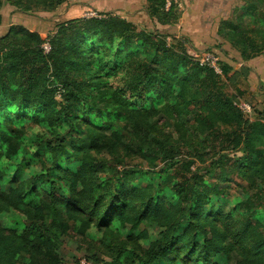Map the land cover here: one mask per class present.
Masks as SVG:
<instances>
[{"label": "trees", "instance_id": "1", "mask_svg": "<svg viewBox=\"0 0 264 264\" xmlns=\"http://www.w3.org/2000/svg\"><path fill=\"white\" fill-rule=\"evenodd\" d=\"M65 1L0 0V9L34 16ZM146 2L143 27L99 12L58 24L52 36L12 25L0 38V164L19 154L25 119L43 126L36 145L50 160L39 161V175L0 190V214L25 220L19 234L0 223V264H79L73 254L67 263L65 239L81 245L88 264H264V115L245 120L224 92L237 79L227 64L220 60L219 77L195 61L200 50L168 24L174 0ZM246 13L264 27L255 7ZM240 21L217 30L238 51L234 63L264 53V31L258 42V29L251 34ZM126 158L160 164L158 183H141ZM233 182L248 194L235 216L214 207ZM149 230L157 237L142 244Z\"/></svg>", "mask_w": 264, "mask_h": 264}, {"label": "rangeland", "instance_id": "2", "mask_svg": "<svg viewBox=\"0 0 264 264\" xmlns=\"http://www.w3.org/2000/svg\"><path fill=\"white\" fill-rule=\"evenodd\" d=\"M261 1L262 2H259V0H174L177 7L172 17L169 18L170 22L168 24L173 25L177 32V37L184 39L188 46V44L192 43L188 37L190 34L182 32L180 26L182 25V27H187V24L192 21L198 23L201 30H204L205 33L204 35H201L205 46L210 48L212 45V48H210L211 51L209 52L217 53L219 51L217 48L213 47L214 42L219 41L222 43V45L225 44L224 34L219 35L217 32L221 23L224 21L232 23L233 21L236 22L239 18L241 20L239 23L242 29L251 28V34L254 33V30L258 29L256 31L255 39L258 42L261 41L260 35H257V32L264 31V27L260 26L258 23H255L256 26L252 25L249 18L250 14L246 13V9L252 5V7H255V14L259 18H264V0ZM146 8V0H66L54 11L38 12L34 16H28L12 11L5 5L0 9V14L4 24L6 25L5 29H9L7 26L10 24L21 25L25 21L28 23L27 19L30 17V20L38 26L37 29L41 32V35L52 36L55 33L58 24L72 19L96 17L98 16L97 13L99 12L125 19L139 27H143L144 24L149 23L146 14ZM23 25L26 26L27 24L24 23ZM166 25L167 24L162 26L156 25V27L157 29L164 30L169 28V25ZM207 28L209 31L206 33L205 29ZM168 41L170 42V40ZM170 43L178 46L177 41H171ZM215 44L217 47L220 46L219 43ZM202 53L203 52H199L198 55ZM259 56H264V53ZM231 59H234V57H231ZM236 85L237 84L231 85L224 83V92L229 95L234 100V102L239 100L238 98L241 97V95H238L240 90L236 88ZM153 100H151L150 103H147V108L152 107V105L155 107L162 105L160 96L156 97L154 100L155 103L151 105ZM241 100L248 104L252 110L250 116H243L245 120L252 121L257 119V117L260 118L261 115H264V113L258 112V103L253 98L249 97L248 99H245V97H241ZM137 106L138 105H135L134 107ZM88 115L89 114H87V116ZM22 123L23 128L25 129V135L21 141L22 144L19 154L14 156L10 161L0 164V171L4 173L0 178V190H4L5 186L13 181L14 178L22 181L39 175L41 173L39 162L41 159L46 160L48 165L50 163L44 147H39L36 145L37 137L45 135L43 126H35L27 119L22 120ZM159 123L161 124L163 121H159ZM98 125L101 124L99 123ZM167 128L168 132L173 133L174 129L170 125H167ZM113 129L114 127H111V125L105 127V131L108 133ZM61 131L65 133L67 131L66 127H61ZM124 165L127 168H137L139 170L141 183H147L146 181L144 182V177L146 176L151 177L154 184L158 183L157 178L153 173L154 171H157L158 167L161 166L160 164L153 166V164H150L144 160L137 158H126ZM118 170H120V168ZM217 177H219L218 171L216 173V179ZM235 183L236 182H233V184L225 183L224 187L230 185V188L227 189L228 194L223 199H219L214 203L215 208L221 207L225 213H230L233 216L239 213L242 202L248 197V194H241L240 189L235 185ZM38 188L40 192H43L48 190V185L43 184ZM260 210L261 211L258 217L264 228V204ZM0 223L5 228L15 230L18 234L25 229L24 218L16 212L0 214ZM129 234V232H124V236ZM88 236L92 239H97L99 237L94 229L90 230ZM156 237L157 231L149 230L148 240L143 241L142 244H148L149 242L155 240ZM80 246L81 245H79L75 240L65 239V253L63 252V254H66L64 257L67 263L70 262L68 256L73 254L79 260V264H88L85 261L84 252L79 250ZM219 262L222 263L223 260H219Z\"/></svg>", "mask_w": 264, "mask_h": 264}, {"label": "crops", "instance_id": "3", "mask_svg": "<svg viewBox=\"0 0 264 264\" xmlns=\"http://www.w3.org/2000/svg\"><path fill=\"white\" fill-rule=\"evenodd\" d=\"M27 20L28 23H26V21L24 22L25 24H27L26 26L23 25L24 23L21 25L25 26L31 31L41 34V32L37 29L38 26L30 20V17ZM187 25V27H182V25L180 26L182 32L190 34L188 35V37L192 41V43L188 44L187 48L189 50L198 49L201 52V49L205 47L204 41H202L201 36L202 34H205L204 30H201V28L199 27L200 25L193 21L189 22ZM10 26L12 25L10 24L7 27ZM5 28L6 25L2 20V23L0 25V38L7 34L8 28ZM208 31V28L205 29L206 33ZM215 43L220 44V51H222V49H225L229 52L228 57L219 58L223 63L227 64L230 67L231 71L229 73V76H237V79L232 82L231 85L237 84L236 88L240 90L239 93L241 94V97H245V99H248L249 97L253 98L258 103V112L264 113V56L254 57L246 63H234L231 61V59H229V57H234L235 59H238V51L235 48H232V46L226 41L224 45H222V43L219 41L214 42L213 47H215ZM241 97L238 99L241 100Z\"/></svg>", "mask_w": 264, "mask_h": 264}, {"label": "built area", "instance_id": "4", "mask_svg": "<svg viewBox=\"0 0 264 264\" xmlns=\"http://www.w3.org/2000/svg\"><path fill=\"white\" fill-rule=\"evenodd\" d=\"M169 1L166 2L165 8L168 9L169 7ZM43 52L45 54H47L49 52V46L47 44H45L43 46ZM195 61H197L200 65L205 66L207 68H209L210 70H212L217 76L222 77V69L220 67V59L219 57L212 52H203L202 54L198 55L195 58ZM62 93L61 88L58 89L57 93H56V97L60 98ZM235 107L243 114L246 116H250L251 115V108L248 104H246L245 102L241 101V100H237L234 103Z\"/></svg>", "mask_w": 264, "mask_h": 264}]
</instances>
